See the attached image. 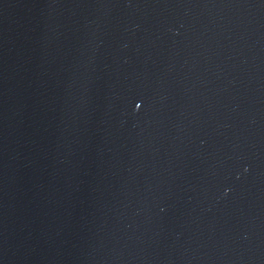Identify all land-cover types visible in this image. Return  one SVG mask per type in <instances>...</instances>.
I'll return each instance as SVG.
<instances>
[{
	"label": "water",
	"instance_id": "obj_1",
	"mask_svg": "<svg viewBox=\"0 0 264 264\" xmlns=\"http://www.w3.org/2000/svg\"><path fill=\"white\" fill-rule=\"evenodd\" d=\"M0 264H264V0H0Z\"/></svg>",
	"mask_w": 264,
	"mask_h": 264
}]
</instances>
